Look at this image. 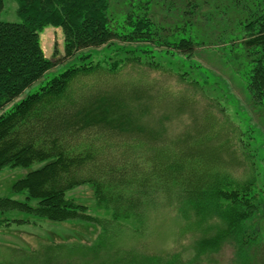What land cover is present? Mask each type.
<instances>
[{
    "label": "rangeland",
    "instance_id": "1",
    "mask_svg": "<svg viewBox=\"0 0 264 264\" xmlns=\"http://www.w3.org/2000/svg\"><path fill=\"white\" fill-rule=\"evenodd\" d=\"M17 6L16 0H3L0 20L20 21ZM109 15L111 29L118 35L111 40L113 48L128 43L143 46L141 40L127 42L119 36L133 31L127 26L130 16L149 15L154 31L159 32L157 44L147 43L154 45L155 56L143 57L136 49L115 68V50L97 47L86 62L95 65L96 71L75 79L72 96L118 93L131 104L141 105L140 113L148 107L144 121L162 124L172 143L191 135V142L209 145L203 149L207 169L219 167L239 181L251 180L257 193L264 191V93L249 87L260 48L249 40L264 28V0H110ZM39 33L43 52L55 65L28 88L30 93L82 62L78 56H65L62 27L49 24ZM180 38L193 41L194 62L201 67L186 74V80L180 75V64L170 63L160 51L166 48L164 39ZM137 95L142 99L137 100ZM124 138L127 143L119 146L118 155L137 158L141 168L147 160L146 167L154 169L159 148L152 149V144L144 143L148 139L137 133ZM42 165L0 169V197L24 201V194L13 192V184ZM68 196L86 205L96 220L52 222L0 209V263L144 264L159 257L181 264H264V212L246 250L240 252L235 239L228 237L217 249L197 256L198 240L224 227L218 216L197 224L196 217L187 220L178 213L176 199L164 198L159 205L158 197H150L138 207L132 205L130 219H115L112 211L98 206L89 185L75 188Z\"/></svg>",
    "mask_w": 264,
    "mask_h": 264
},
{
    "label": "trees",
    "instance_id": "2",
    "mask_svg": "<svg viewBox=\"0 0 264 264\" xmlns=\"http://www.w3.org/2000/svg\"><path fill=\"white\" fill-rule=\"evenodd\" d=\"M16 2L21 20H0V169L43 165L13 184V192L24 194L25 200L0 197V209L26 212L52 222L96 220L87 213L86 205L68 196L82 185L93 188L98 206L112 211L115 219H130L132 205L138 207L146 198L158 197L155 202L159 205L164 198L170 202L176 199L183 218L194 216L200 222L197 224H204L218 216L224 224L217 234L198 240L197 256L217 249L228 237L235 239L240 252L246 250L264 212V191L257 193L251 180L239 181L219 167L207 169L203 149L209 145L191 142V135L172 143L162 124L152 126L144 121L146 106L140 113L141 105L131 104L118 93L94 98L72 96L70 88L75 79L96 71L95 65L86 63L92 59L93 50L100 46L112 50L111 40L118 36L110 26V0ZM129 23L133 31L119 37L145 43L137 48L130 43L113 48L115 68L136 49L143 57L155 56L154 45L147 43L157 44L159 32L154 31L150 16H130ZM49 24L62 27L65 56H78L83 63L53 76L30 93L28 88L55 65L40 43L39 31ZM249 43L260 47L249 87L264 93V28ZM164 44L166 48L160 51L170 63L180 64L183 79L190 72L196 73L200 64L194 62L191 39H164ZM205 81L210 84L208 76ZM136 99L142 98L137 95ZM136 133L147 138L144 143L152 144V149L159 148L161 155L154 160V169L146 167L147 160L141 168L137 158L118 155L119 146L127 143L124 137ZM144 264L181 262L153 257Z\"/></svg>",
    "mask_w": 264,
    "mask_h": 264
}]
</instances>
